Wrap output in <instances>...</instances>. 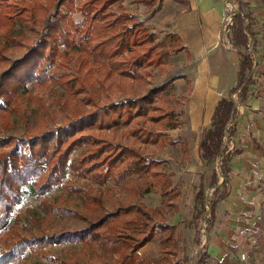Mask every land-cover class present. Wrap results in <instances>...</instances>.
I'll return each mask as SVG.
<instances>
[{
    "label": "trees",
    "instance_id": "trees-1",
    "mask_svg": "<svg viewBox=\"0 0 264 264\" xmlns=\"http://www.w3.org/2000/svg\"><path fill=\"white\" fill-rule=\"evenodd\" d=\"M73 1L0 0V38L6 39L10 35L16 21L25 25L29 21L38 23L46 30L44 35L36 32L34 41H27L30 43H26L25 52L17 58L7 56L0 47V64L3 66L0 71V118L3 126L7 128L12 114L28 126L23 110L31 95L27 86L29 82L45 86L51 79L69 96H78L80 102L73 112L74 118L65 117L57 126L47 127L48 111L38 114V123L29 125L20 136L0 134V264H24L23 254L28 248L43 251L49 245L65 242L82 243L84 260L87 249L92 250L91 261L77 263L76 258L71 261L58 259V264H138L139 250L156 238L161 259L146 264H181L178 262L179 241L175 226L166 222L169 212H178L176 202L181 196L180 188L170 187L169 178H164L156 168L159 161L148 160L138 148L113 144L90 130L95 127L97 131L106 132L122 127L126 138L146 145L157 144L162 138L169 139L167 132L181 125L178 113L170 103L173 98L171 81L135 99L127 97L117 103L110 101L113 90L127 92L133 81H144L137 75L138 70L150 76V67L163 66L161 54L168 55V52H155L156 44L152 43L157 37L145 27L146 19L137 20L125 11L117 13L112 8L119 0H81L77 5V12L83 16L81 25L71 18L75 12ZM143 1L151 4L162 0ZM234 2L237 11L233 12L231 24L226 28L230 32L231 45L239 55V70L237 84L229 95L237 93L244 100L254 82L252 70L257 65L256 49L250 46V38L255 39L250 14L244 12L246 3ZM53 5L54 13L48 14ZM60 6H65L67 13H62L58 9ZM56 42L65 47L59 52L58 62L62 69L59 75L47 73V68L57 57ZM70 46L75 47L78 56L75 60L69 53L71 50L66 49ZM183 50L180 45L173 52L177 54ZM98 57L104 59L101 69L91 62L86 66L91 58L94 61ZM82 104L89 105L90 109H84ZM58 111L63 113L60 107ZM235 121L236 103L228 97L221 98L212 114L211 126L199 143L203 161L210 163L220 159L219 173L223 178L218 183L217 172H212L210 199H206L203 186H198L196 200L200 209L194 220L208 221L206 232L213 224L217 204L228 196L230 168L227 163L231 155L222 149L223 136L225 132L228 135L234 132ZM231 123L233 126L227 128ZM114 135L115 132L112 138ZM17 143L29 145L30 153L13 151ZM82 145L87 148L72 156ZM102 156L104 158L99 160ZM69 175L96 184L97 194L91 195L92 188L74 187L72 180H66ZM129 176H136L137 185L141 182L133 189L141 197L152 188L160 187L163 206L149 208L140 202L125 203L106 213L102 187L110 179L120 182ZM55 186L61 187L66 196L78 195L85 205H93L87 208L93 209L95 217L84 218L87 224L76 231L51 230L45 233L42 229L17 228L19 218L15 216L11 220V214L22 201L24 187H30L31 194L40 199ZM40 204L46 214L59 212L66 204V197L58 198L55 205L42 199ZM205 214L207 218H203ZM35 221L39 228L41 220ZM102 231L108 233L103 235ZM198 231L193 240L195 249L201 247ZM105 241L119 247L113 263L99 254L100 242L104 245ZM199 256L197 264H204L207 254L202 252Z\"/></svg>",
    "mask_w": 264,
    "mask_h": 264
},
{
    "label": "rangeland",
    "instance_id": "rangeland-1",
    "mask_svg": "<svg viewBox=\"0 0 264 264\" xmlns=\"http://www.w3.org/2000/svg\"><path fill=\"white\" fill-rule=\"evenodd\" d=\"M80 1L81 0L73 1L72 8L75 12L71 15V18L79 25L84 23L83 16L77 12V5ZM171 1L172 0H168L164 5L162 15L171 12L175 8L173 4L177 5L174 1ZM249 1L250 8L246 7L244 12L249 13L252 20L251 29L255 40L253 41L250 38V46L253 45L256 49V64L264 65V52L262 53L261 51L262 45H264V0ZM134 2L138 4L140 8L139 11L141 12L144 9V5L146 7L151 5V8L157 5L156 1L146 5L141 0H119L112 8L117 13L125 11L137 20H147L148 18H142L133 14L129 5ZM58 9L62 13H67V8L65 6H60ZM54 11L55 5L49 8L48 14H52ZM234 11H237V4L234 0H224V19L220 37L223 43L221 44L222 51L232 54L235 59L238 60L236 49L232 47L230 42V32L225 28L227 27V22H231V16ZM151 12H153V10ZM228 18L230 19L228 20ZM146 20L144 23L145 27L157 37L152 43L156 44L155 52H160L161 54L166 51L168 55L161 54L164 62L163 66L150 67V76H146L141 70H138L137 75H140L144 81H133L132 87L127 90V92L116 89L113 90L110 95V101L117 103L121 100H125L127 97L135 99L148 93L152 88L163 85L167 81H171L173 86V98L170 100V103L178 113V120L181 122V125L178 128L168 131L170 135L169 139L162 138L157 144L150 145L134 142L133 138H126V132L122 127L114 131L108 130L106 132L97 131L95 127H92L90 130L95 135H98V137H105L113 144L119 143V145L122 146L128 145L138 148L141 154L145 155L148 160L160 162L156 167L157 170L163 173L164 178H169V185L171 188L179 187L181 190V196L176 202L178 212H169L166 215V222L175 226V233L178 237V262L181 264H197L200 257L199 255L203 251L202 247L207 245L209 237V232L207 233L205 229L208 221L203 222L202 220H194L196 212L200 209V204L196 200L198 186L200 184L203 186L206 199H210L213 190L209 187L212 172H217L219 176L218 183L223 179L220 177L219 173L220 159L217 158L215 161L208 163L201 159L198 152V144L211 126V109L214 105V99L210 96H206V98L203 96V98H200V96L196 95L191 100L190 98H186L184 94L189 83L191 84V72H188V67H183L185 64L184 60H179L184 57V54H174L173 52L180 47L181 44L177 42L173 34H168L170 32L168 25L159 28V26L154 25V23L148 24ZM36 32L37 35H44L46 30L38 23L29 21V23L25 25L16 21L10 35L6 39L0 38V47L7 56L17 58L25 52L26 43L34 41ZM50 41H52L51 38ZM55 44L58 46L57 57H55V63L47 68V73L54 72L59 75L62 70L58 62L59 52H63L65 47L60 42H56ZM66 49L71 50L69 53H72V58L74 60L78 57L77 54H75L74 46H70ZM215 56L216 52L212 53L210 57L214 58ZM90 62L95 67L101 69V66L104 64V59L98 57L93 61L91 58V61L87 62L86 66H88ZM2 68L3 66L0 64V71ZM183 71L188 72L186 73L188 79L177 80L176 77L184 74ZM94 72L98 71L95 70ZM252 73L254 76V84L249 87L250 92L244 103H242L238 94L234 96L229 94L226 95L230 99L233 98L237 107L234 133L228 135L227 132L225 140L223 136V149L226 153L229 152L231 155L227 163V166L231 167V171L228 175L229 188L231 190L232 186L236 185V191L229 199L220 202L217 207H264V184L263 187L259 186L260 180L264 181V67L258 70V68L254 66ZM235 76L236 74L234 75L233 72L229 75L227 74L224 82L231 83ZM27 86L31 90V95L29 100L24 103L25 107L23 113L28 126L33 125V123H38V114L42 112L50 111L48 114L47 127H54L61 124L64 122L65 117L68 119L74 118L73 112L80 105L77 99L78 96H69L65 89L61 88L51 79H49L48 84L45 86L39 85L37 82H29ZM225 86L227 85L225 84ZM196 91H199V89L197 90L196 88ZM82 105L84 109H90L89 105ZM59 107L63 113L58 111ZM3 123L2 118H0V134L5 137L9 135L20 136L28 127L27 124L21 121L15 114L11 115V122L7 128L3 126ZM232 126L233 123L228 124V127ZM114 132L115 135L114 138H112ZM86 148V145L80 146L73 152L72 156H76ZM13 151H21L29 154L30 146L17 143L13 146ZM103 158L104 156L99 158V160ZM249 162L251 164H248ZM135 178L136 176L126 177L124 179L126 182L124 180L115 182L110 179L106 183V186L102 187V191L104 192L102 198H104V211L106 213L111 212V210H114L118 205L125 203L140 202L149 208L163 206L160 196V187L152 188L147 194L141 197L133 192V189L141 183L137 185ZM66 180H72V185L77 189H83V187L86 189L92 188L91 195L97 194L95 192L97 185L93 182H89L86 178H75L69 175ZM260 184L262 183L260 182ZM23 190L22 201L13 208L11 214V220L15 216L19 218V225L17 227L19 229L24 227L30 228L31 231L42 229L45 233H49L51 230L76 231L82 229L87 224L84 218L95 217L93 209L87 208L93 207V205H85L81 196H66L65 191L59 186L53 187L51 191L40 198L46 200L48 204L55 205L58 198L61 196L66 197V204L63 209L59 212L50 214L44 212L40 204V199H36L31 194L30 187H24ZM234 194H236L235 197ZM252 199H254L253 202ZM225 210L226 209H222V214L228 217L227 211ZM207 217V214L203 215V218ZM35 219L41 220L39 228L35 225ZM247 219V226L249 227L245 226L243 229L230 228L231 231L229 233H232L233 237L236 236L235 240L237 242L241 237L243 238L242 240L247 239L249 241H252L254 237H258L259 239L264 237V226L254 228V226L251 225L252 227H250L249 223L253 221V218L249 216ZM254 221L256 220L254 219ZM197 230H199L198 232L200 233L201 239L200 249H195L193 247L194 235ZM102 233L106 235L108 231H102ZM232 239L233 238H230V241ZM100 246L99 254L102 258L109 263H113L116 256V249L119 247L112 246L111 241H105L104 245L100 242ZM82 247H84L82 243L65 242L49 245L43 251L28 248L23 254L24 259L22 262L24 264H58L56 262L58 259H68L66 261H71L76 258L77 263H80L81 260H84ZM139 254L140 258L138 264L159 261L161 259V252L157 238L150 244L141 248ZM91 255L92 250L88 248L84 263L91 261Z\"/></svg>",
    "mask_w": 264,
    "mask_h": 264
},
{
    "label": "crops",
    "instance_id": "crops-1",
    "mask_svg": "<svg viewBox=\"0 0 264 264\" xmlns=\"http://www.w3.org/2000/svg\"><path fill=\"white\" fill-rule=\"evenodd\" d=\"M141 1L144 2L143 0ZM172 1L177 5L173 4L175 8L171 12L163 15V8L168 0L158 1L156 3L157 5L153 6V8L150 7L151 5L149 6L144 2L148 6L146 7L144 5L142 12L139 11L140 8L136 2L129 6L133 14L142 18H148L146 20L148 24L154 23V25L159 26V28L168 25L170 28L168 34H173L177 37V42L184 47L182 52L177 53L181 55L184 54V57L179 60H184L185 64L183 67H188V72H191V84L189 83V86H187L184 95H186L187 99L190 98V100L193 99L195 95L200 96V98H203V96L204 98L210 96L214 99V105L211 109L212 119V114L217 102L221 98L227 97L226 95L236 86L238 80L239 55L237 54L238 60H236L232 54L225 53L221 49V44L223 43L221 42L220 32L224 19V0ZM239 1L246 3L247 7L250 8L249 0ZM158 4L160 6H158ZM152 10H155L153 14L151 12ZM261 51L262 53L264 52V45H262ZM214 52H216V56L211 58L210 56ZM262 67H264L262 64L256 65L258 70H260V68L262 69ZM188 72L183 71L184 74L177 76L176 79H188L186 77V73ZM232 72L234 75L236 74V76L231 83H225V76ZM225 84L227 86H225ZM196 88L197 90L199 89L200 92L196 91ZM247 97L241 100L242 103L246 101ZM248 164L251 163L249 162ZM228 167L231 171V167ZM260 182L262 184H260ZM260 182L259 186L263 187L264 181L260 180ZM235 186L236 185L232 186L230 190L228 183L229 192L225 200L229 199L236 191ZM235 196L236 194H234V197ZM253 201L254 199H252V202ZM222 209H226L225 211H227L228 217L222 214ZM249 216L253 218V221L249 223L250 227H252L251 225H253L254 228L264 226V207L216 206L213 224L208 230L209 233L207 232L209 234L208 242L205 247L203 246L204 249H202V252L207 254L204 264H264V237L262 239L254 237L252 241L247 239L242 240L243 238L241 237L237 242L235 240L236 236L233 237L232 233H229L231 231L230 228H245L248 223L247 217L249 218ZM254 219L256 221H254ZM230 238L233 239L230 241ZM242 256H244V259H241Z\"/></svg>",
    "mask_w": 264,
    "mask_h": 264
},
{
    "label": "built area",
    "instance_id": "built-area-1",
    "mask_svg": "<svg viewBox=\"0 0 264 264\" xmlns=\"http://www.w3.org/2000/svg\"><path fill=\"white\" fill-rule=\"evenodd\" d=\"M229 19H230V18H228V20H229ZM227 23H228V24H231V22L229 23V21H228ZM228 24H227V25H228ZM227 25H226V26H227ZM225 28H226V27H225ZM225 28H224V29H225ZM235 94H237V93H235ZM235 94H233L232 96H234ZM231 99L233 100V98H231ZM233 101H234V100H233ZM227 127H228V125H227ZM226 134H227V133L225 132L224 140L226 139ZM224 144H225V143H224ZM223 148H224V147H222V149H223ZM207 216H208V215H207ZM241 259H244V256H242Z\"/></svg>",
    "mask_w": 264,
    "mask_h": 264
}]
</instances>
